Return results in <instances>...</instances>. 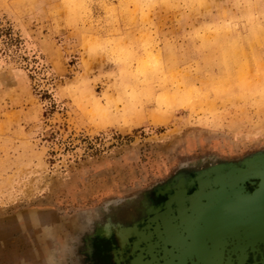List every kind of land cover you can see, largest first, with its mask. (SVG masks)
<instances>
[{"label":"rangeland","instance_id":"obj_1","mask_svg":"<svg viewBox=\"0 0 264 264\" xmlns=\"http://www.w3.org/2000/svg\"><path fill=\"white\" fill-rule=\"evenodd\" d=\"M227 177L264 204V0H0V264H126L143 252L116 230L166 218L169 263L228 239L198 264H253L264 232L208 229L245 221Z\"/></svg>","mask_w":264,"mask_h":264},{"label":"bare ground","instance_id":"obj_2","mask_svg":"<svg viewBox=\"0 0 264 264\" xmlns=\"http://www.w3.org/2000/svg\"><path fill=\"white\" fill-rule=\"evenodd\" d=\"M258 32V34L260 33V28H258L256 30ZM263 39V38H262ZM230 46V48L234 47L235 49H238L237 47H235V44L233 43H228ZM231 178L227 177L226 180L224 182H222L221 184L216 185L217 188L219 189L217 192V196H220L223 198V201L221 202V207H228L229 210L233 215L239 214L237 212L236 209H234L235 207L238 208L241 207V210H238L240 212V214L242 212H246V218L245 221H237L235 220V222H228V216L226 217L225 213L221 212L218 217L217 213L215 212V220L212 221L210 220V222L208 224H210V226H208V229H212L215 233L217 230H222V234H228V235H238L241 236L243 238H247L248 237H263L262 236V232H264V216L262 215V213H264V204L258 203V206H254V205H249L246 201L247 200H243L241 199L238 195L236 196L235 192H233L234 194L229 197L227 196L225 193L226 192H230L231 190L228 189V191L226 190L227 186H231ZM221 189V190H220ZM232 192V191H231ZM231 195V194H229ZM232 198V203H228L227 200ZM263 202V201H262ZM264 203V202H263ZM259 208V209H258ZM195 211L197 209H192L191 211ZM259 210V211H256ZM258 213V214H257ZM213 216V217H214ZM212 217V215H211ZM154 217L148 218V222L153 220ZM230 219V218H229ZM173 219H169L166 218V221L164 223V225L158 224L157 228H155L156 230L154 232H152L154 234V236H158L160 233V241L161 242H165V241H170L171 243L173 241H176V239L180 238V233H181V227H179L178 224H175V221H171ZM187 225H192L193 223H196V221H194L193 219H186ZM219 226V227H218ZM193 226H189L188 229L192 228ZM160 228V229H159ZM219 228V229H218ZM193 229H195L193 227ZM81 231L83 232L82 234L84 235V243H83V247H85V251L90 252L91 251V246H90V234L91 232H98V230L96 231H91L89 232L86 228H81ZM159 231V232H158ZM152 233L149 235H147L146 233H144L143 231H136V228H131L130 226L126 225L123 228L117 229L116 230V239L118 241V244L122 247L123 245V240L124 237L128 236V235H135L137 236V240L134 242V247L136 246V248H138L140 251H142V254H138V256L136 258H132L129 261H127L126 264H143L144 262H148L149 261L152 264H171L168 261L166 262H159L158 259V254L155 251V248L152 244V241L150 240L152 237ZM125 235V236H124ZM209 237H213V236H209ZM208 237V238H209ZM159 239V238H158ZM157 239V240H158ZM169 239V240H168ZM142 243L144 245L143 246H139V243ZM174 243V242H173ZM121 247L118 249V251L115 253L113 251V257L115 259V261L120 260V258L118 257L119 254H121ZM123 250V249H122ZM134 251V249H132ZM130 251L131 253H133V251ZM196 249L194 247H191L189 249V253H195ZM119 253V254H118ZM117 254V255H116ZM145 257V258H144ZM142 258L146 259L145 261H141L143 260ZM163 259V257H160ZM205 259V258H204ZM206 260H210V259H206Z\"/></svg>","mask_w":264,"mask_h":264},{"label":"flooded vegetation","instance_id":"obj_3","mask_svg":"<svg viewBox=\"0 0 264 264\" xmlns=\"http://www.w3.org/2000/svg\"><path fill=\"white\" fill-rule=\"evenodd\" d=\"M212 241L210 240L208 243H206V244L204 243V245L206 246V248H205V247H203L204 246L202 244L203 242L199 244L197 241H195V240L193 241L192 240L191 243L194 244L193 247L196 249V251L193 254L189 253V256L186 259V263L185 264H198V263H200L199 261L203 260L204 258L205 259H213L215 256H216V258L221 259V257H219V256L220 255L222 256V254H221L222 252H224V254L228 253V251H230L232 248L233 249L236 248L238 243H240V244L242 243V241L237 242V241H234V240L232 241V240H228L227 239L224 242L225 245L223 246V248L220 249L217 246H215L216 244L214 243V241L213 242ZM253 243H254V241H253ZM159 244H161V246H162L163 243L159 242ZM256 244H258V243H256ZM262 244H264V243H262ZM226 246H228V248H226ZM161 249H162V247H161ZM242 251H243L242 247H239V252H240V256L238 257L239 263L241 262L240 264H248V263H245V262L242 261L243 260V256H245V251H244V253ZM248 251H252V254L250 256L251 260L255 259V261L257 260L256 262L259 261V262H261V264L262 263L264 264V260H263L264 256L261 257L262 255H261L260 249L257 246L256 247H250V250H248ZM165 255H164V253L161 252V256L158 255L159 257H158L157 260L159 262H163V261L166 262V256L167 255L166 256ZM160 257H163V259L160 258ZM181 259H183V258L182 257L179 258V264H182L183 261H185V260L182 261ZM222 259H223V261H225V259H226L225 256H222ZM256 262H254L253 264H256ZM176 263H178L177 260L175 261V264ZM149 264H152V263L150 262Z\"/></svg>","mask_w":264,"mask_h":264},{"label":"crops","instance_id":"obj_4","mask_svg":"<svg viewBox=\"0 0 264 264\" xmlns=\"http://www.w3.org/2000/svg\"><path fill=\"white\" fill-rule=\"evenodd\" d=\"M70 239H71V238H70ZM73 239L75 240V238H73ZM71 240H72V239H71ZM77 243H78L80 246H81V244H82L81 242H80V243H81V244H80L79 241H74V244H77Z\"/></svg>","mask_w":264,"mask_h":264}]
</instances>
